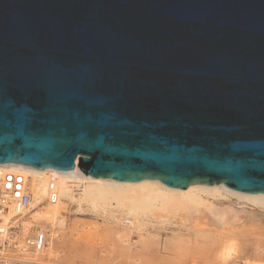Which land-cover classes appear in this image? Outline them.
Segmentation results:
<instances>
[{"label": "water", "instance_id": "1", "mask_svg": "<svg viewBox=\"0 0 264 264\" xmlns=\"http://www.w3.org/2000/svg\"><path fill=\"white\" fill-rule=\"evenodd\" d=\"M6 163L264 194V0H0Z\"/></svg>", "mask_w": 264, "mask_h": 264}, {"label": "bare ground", "instance_id": "2", "mask_svg": "<svg viewBox=\"0 0 264 264\" xmlns=\"http://www.w3.org/2000/svg\"><path fill=\"white\" fill-rule=\"evenodd\" d=\"M3 171L22 173L31 193L27 208L17 211L12 203H8L0 212V228L4 231L0 234V251H16L17 257L10 260L19 262L43 264V257L54 253L50 242H46L41 251H32L26 240L35 229L54 240L55 225L63 224L70 207L78 211L87 210L101 217L109 225V230H122L126 238L127 232L142 230L150 221L161 224L176 222L185 229L192 226L196 230H209L222 235L234 230L247 232L255 228L256 218L252 207L249 210L235 202L224 204L222 201H213L216 198L234 196L238 201L264 211V194L231 191L218 185L168 188L150 179L117 181L83 177L75 169H33L11 163L0 164V174ZM50 180L57 192L54 203L47 200ZM124 221L129 225L125 227ZM12 227L20 229L10 238L8 229ZM235 246L230 241L223 244L218 254L220 260L225 262L234 253ZM245 264L262 263L246 261Z\"/></svg>", "mask_w": 264, "mask_h": 264}, {"label": "rangeland", "instance_id": "3", "mask_svg": "<svg viewBox=\"0 0 264 264\" xmlns=\"http://www.w3.org/2000/svg\"><path fill=\"white\" fill-rule=\"evenodd\" d=\"M75 168L76 165L72 169ZM213 201L235 202L249 210L252 207L255 228L247 232L234 230L225 236L209 230H196L192 226L185 229L176 222L150 221L142 230L127 232L126 238L122 230H109V225L101 217L70 207L63 224L55 225L54 240L46 236L54 253L43 257V264H245L246 261L264 264V211L238 201L234 196ZM123 225L129 224L124 221ZM228 241L236 245L235 251L227 262H223L218 254ZM16 257V251L2 250L0 264H33L10 260Z\"/></svg>", "mask_w": 264, "mask_h": 264}, {"label": "built area", "instance_id": "4", "mask_svg": "<svg viewBox=\"0 0 264 264\" xmlns=\"http://www.w3.org/2000/svg\"><path fill=\"white\" fill-rule=\"evenodd\" d=\"M47 200L54 203L57 200V192L52 180L48 186ZM31 202V193L28 190L26 181L20 172L3 171L0 174V212L5 208V205L12 203L17 211L23 210L29 206ZM8 236L11 238L17 227L9 228ZM4 231L0 228V234ZM47 242V237L42 232H36L33 236L26 240V244L32 251H41ZM4 243H7L6 241ZM1 246V248L4 246ZM12 247V246H11ZM9 248V247H5Z\"/></svg>", "mask_w": 264, "mask_h": 264}]
</instances>
